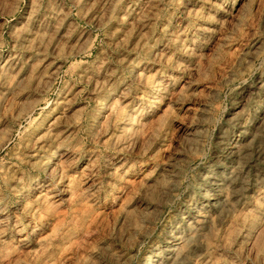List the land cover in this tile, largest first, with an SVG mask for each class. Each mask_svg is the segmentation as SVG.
Returning a JSON list of instances; mask_svg holds the SVG:
<instances>
[{
	"label": "rangeland",
	"instance_id": "1",
	"mask_svg": "<svg viewBox=\"0 0 264 264\" xmlns=\"http://www.w3.org/2000/svg\"><path fill=\"white\" fill-rule=\"evenodd\" d=\"M0 264H264V0H0Z\"/></svg>",
	"mask_w": 264,
	"mask_h": 264
},
{
	"label": "bare ground",
	"instance_id": "2",
	"mask_svg": "<svg viewBox=\"0 0 264 264\" xmlns=\"http://www.w3.org/2000/svg\"><path fill=\"white\" fill-rule=\"evenodd\" d=\"M160 92V88H158V89H156L155 91H153V94H155V93H159ZM157 95V94H156ZM59 156L56 154L55 156H54V158L55 159H57Z\"/></svg>",
	"mask_w": 264,
	"mask_h": 264
}]
</instances>
